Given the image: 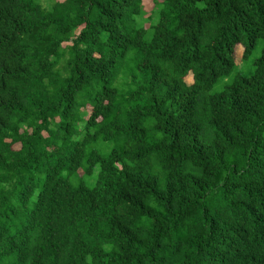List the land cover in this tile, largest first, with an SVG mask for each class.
Wrapping results in <instances>:
<instances>
[{
  "label": "trees",
  "instance_id": "16d2710c",
  "mask_svg": "<svg viewBox=\"0 0 264 264\" xmlns=\"http://www.w3.org/2000/svg\"><path fill=\"white\" fill-rule=\"evenodd\" d=\"M47 5L0 0V264H264V0Z\"/></svg>",
  "mask_w": 264,
  "mask_h": 264
},
{
  "label": "rangeland",
  "instance_id": "374dc122",
  "mask_svg": "<svg viewBox=\"0 0 264 264\" xmlns=\"http://www.w3.org/2000/svg\"><path fill=\"white\" fill-rule=\"evenodd\" d=\"M38 1L43 7H48V5H47L48 0H38ZM147 10H150V8L147 7ZM241 55H242V49L241 48H237L235 53H234L235 60H236L237 63H239ZM187 81H188V83H190L191 82L190 78H188Z\"/></svg>",
  "mask_w": 264,
  "mask_h": 264
}]
</instances>
